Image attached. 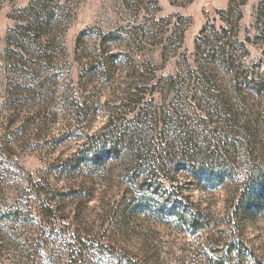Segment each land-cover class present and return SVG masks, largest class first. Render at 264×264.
I'll use <instances>...</instances> for the list:
<instances>
[{
    "label": "rangeland",
    "instance_id": "rangeland-1",
    "mask_svg": "<svg viewBox=\"0 0 264 264\" xmlns=\"http://www.w3.org/2000/svg\"><path fill=\"white\" fill-rule=\"evenodd\" d=\"M263 183L264 0H0V264L264 263Z\"/></svg>",
    "mask_w": 264,
    "mask_h": 264
},
{
    "label": "trees",
    "instance_id": "trees-1",
    "mask_svg": "<svg viewBox=\"0 0 264 264\" xmlns=\"http://www.w3.org/2000/svg\"><path fill=\"white\" fill-rule=\"evenodd\" d=\"M142 99L143 98H141V96H140L135 101L141 102ZM131 138H132V136H131ZM142 140H143V142L141 144H139V147L136 149V150L139 149L137 152L131 153V150H130V153L127 152L124 156L127 159L134 158V160L141 161L140 163H142V166L136 165L137 170H135V171H146L148 174L149 181L146 182L144 180V183L142 185H140L138 188L142 189L145 185H149L151 183H154V184H156L155 185L156 186L155 187V193H157L159 190L167 187V186H165L166 185L165 178H170V177L167 176V174L163 173L165 170H164V167L162 166V164H159L156 167L153 166V163H155V158L154 159H152L150 157L145 158V156H149L147 154L151 150V142L148 140H145V138ZM132 143H134V142H132ZM86 151L87 150H82L81 152L85 153ZM139 151H141V152H139ZM163 154L167 157H170L169 154H167L165 151L163 152ZM99 159H102V158H100L99 153L94 155L95 161H97ZM106 160L107 159H103V160L96 162L94 164H104L103 162H105ZM143 169H145V170H143ZM132 177L134 180H137V177H138L137 172H135ZM213 183L214 182L210 181V183L208 182V185L209 186L214 185ZM262 186L264 189V183L262 184ZM166 190H167L166 191L167 196H169L168 199L170 200L169 204L171 205V207H173L172 210H170V211L171 212H179L181 210V205H180V201H178L177 198L172 197V194H174V190H172L170 188H166ZM239 193H240L239 199L237 202H235V207H234L231 215L229 214L231 219L233 218V216L237 217L238 219L241 218V216L248 210V207H249L248 203H247L248 193L246 192V190L239 192ZM155 197H156V194L149 192L148 195L145 194L142 199H139L140 201H139L138 205L143 206L144 211H148V210H154L153 208H151V204H155L157 210L161 209L162 212H165V211L167 212L168 210H166V209L168 208V206L157 204V202L155 201ZM234 197L235 196H233V198ZM231 203L234 204L232 201H231ZM230 217H229V219H230ZM191 222L193 225H197V226H199V225L204 226L205 225V223L203 221H201L200 217L199 218L196 217V218L191 219ZM245 249L249 250V247L245 243V241L242 239V237H240V238L234 240V242L231 244L229 250H232V251L237 250L238 251L237 254H239V256H241V257L243 256L245 258V261H246V259H249V256H245V254L247 255V253H248V252H243ZM251 257H252V255H251ZM259 264H264V263L261 262Z\"/></svg>",
    "mask_w": 264,
    "mask_h": 264
}]
</instances>
